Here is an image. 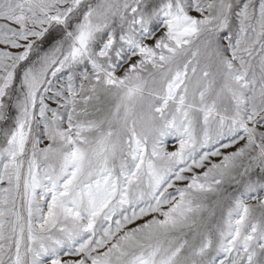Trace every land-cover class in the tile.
<instances>
[{"label": "snow or ice", "instance_id": "1", "mask_svg": "<svg viewBox=\"0 0 264 264\" xmlns=\"http://www.w3.org/2000/svg\"><path fill=\"white\" fill-rule=\"evenodd\" d=\"M0 264H264V0H0Z\"/></svg>", "mask_w": 264, "mask_h": 264}]
</instances>
